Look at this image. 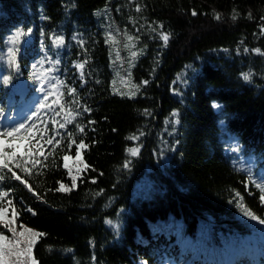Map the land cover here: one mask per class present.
Returning a JSON list of instances; mask_svg holds the SVG:
<instances>
[{
    "label": "trees",
    "instance_id": "trees-1",
    "mask_svg": "<svg viewBox=\"0 0 264 264\" xmlns=\"http://www.w3.org/2000/svg\"><path fill=\"white\" fill-rule=\"evenodd\" d=\"M106 5L146 51L135 98L111 91L94 14ZM20 28L30 35L8 44ZM8 47L19 49L18 69ZM262 53L264 0H0V130L35 125L30 140H5L6 152L19 146L9 167L21 179L0 173V203L46 233L39 264H264V201L248 179L264 184ZM65 155L81 165L75 186ZM22 158L40 162L24 165L28 174L15 166ZM142 181L151 187L136 196Z\"/></svg>",
    "mask_w": 264,
    "mask_h": 264
},
{
    "label": "snow or ice",
    "instance_id": "snow-or-ice-1",
    "mask_svg": "<svg viewBox=\"0 0 264 264\" xmlns=\"http://www.w3.org/2000/svg\"><path fill=\"white\" fill-rule=\"evenodd\" d=\"M137 11H139V8L137 9ZM193 15H196L195 12L192 13ZM217 19H219V16L217 15L216 17ZM233 18L235 19V15L233 16ZM31 33V29L29 28L27 30V32H25V30L23 28L18 29L13 35H10L7 37V42L10 45H17L20 42L21 37L26 36V35H30ZM161 38L163 39V41L165 42V44L167 43V41L169 40V35L168 34H162ZM132 37H129V40H131ZM63 37H57L54 41V43L56 45H61L63 44ZM19 49L15 48V47H8L7 49V56H8V65L11 66H15L17 69L19 68V64L16 62V55L18 53ZM259 51V50H257ZM264 54V53H262ZM136 53H133V56H135ZM56 63H59V61L57 60ZM33 67H35V65H33ZM77 67L81 70H83L84 68V64L81 63L79 65H77ZM81 74L83 75V72H81ZM130 75V74H129ZM244 79H249V76L247 74L244 75ZM10 80L9 76H5L3 78V82L5 84H7ZM115 83V82H114ZM144 83L146 84L147 81H144ZM133 87L135 88H139V85H134ZM40 90L43 91L44 87L43 84H41L40 86ZM75 92L74 89H70L69 90V94H73ZM135 93H130V95H134ZM62 95V93H61ZM47 97H45L46 99ZM41 108L44 107L43 104H41L40 106ZM64 105H61V108H63ZM214 107H219V105H214ZM88 109H85V111H87ZM69 111H71L69 109ZM3 110L0 109V113H2ZM34 116H38L39 113L35 112L33 113ZM174 116H178V113H173ZM54 123H56L55 121H53ZM176 123H179V120H176ZM61 128L64 127V124L61 123L59 125ZM35 125L31 124V125H26L24 123H20L14 126H9L3 130H0V173L3 172L4 169H7L8 172H12V168L9 167V165L11 163H13L15 161V158L17 157V154L19 152V146L18 145H14L9 143L7 145V147L12 148V151L6 152L5 151V140L9 139V138H18V139H28L30 140L32 137H30L28 134L31 132V129L34 128ZM77 127L79 128L80 132L84 131V128L77 125ZM23 130V132H22ZM22 133V134H21ZM17 134H21L19 137H17ZM58 134V133H57ZM69 136H71V133H69ZM43 139V137H41ZM130 139H134L135 137H129ZM53 139L54 137H49L46 140V143L48 144H52L53 143ZM57 145L59 144V141L56 142ZM78 149H83L86 147V145L81 141L78 144ZM54 150V149H53ZM233 151L238 150V148H233ZM129 152L132 155H137L138 154V149H129ZM25 156L31 158L34 155V149L33 147H29L27 153L24 154ZM38 155L43 156L44 152L42 150V146H40V150L38 152ZM64 160V167L68 168V164L67 161L70 159L69 156L65 155L63 158ZM77 159H79V153H77ZM32 163L34 166L39 163L40 161H38L37 159H30V160H26V159H21V162H17L15 164V166L17 168H20L21 171H24L28 174H31V170L28 169L27 167H24V165H26L27 163ZM125 167L128 166V163H126L124 165ZM84 167H87V165H85ZM69 174H71V169H69ZM79 174V169H77V175ZM12 177H14L16 180H20V176H18L15 172H12ZM5 178V176L3 174H0V180H3ZM248 179L250 182L254 183L255 186L260 190L261 192V196L260 199L261 201H264V184L261 183H257L250 171H249V175H248ZM95 181H93L94 183ZM21 183H26L25 181H21ZM76 183V176H72V185L75 186ZM29 187V191H31V187ZM60 191H71L70 188H67L64 184L60 185V188L58 189ZM9 195L8 192H0V202L3 201L4 197H7ZM237 196H239V194L237 193ZM240 206L244 211V214L249 216L251 219L256 220L258 219L252 212H250L247 208H245L243 206L242 203V198L240 201ZM8 207L12 208V215L11 217H9L8 215ZM28 211H32L31 209H28ZM33 215H35V213H32ZM18 218V213L15 210V207L12 205V201L11 200H7L6 205L3 203H0V228H2L3 230H0V264H39V262L35 259L34 257V247L38 241L39 238L43 237L46 235V233H41L38 231H35L33 229L27 228L25 225L20 224V231H17V227H16V219ZM109 223H111V221H109ZM260 223L264 224V220H260ZM5 230L8 233H11V235H6L5 234Z\"/></svg>",
    "mask_w": 264,
    "mask_h": 264
},
{
    "label": "rangeland",
    "instance_id": "rangeland-1",
    "mask_svg": "<svg viewBox=\"0 0 264 264\" xmlns=\"http://www.w3.org/2000/svg\"><path fill=\"white\" fill-rule=\"evenodd\" d=\"M94 14L96 17V23L98 27L101 29L105 41L109 47L110 69L112 72L111 91L113 94L121 97L135 98L138 94L139 88L137 89L133 86L139 84L133 78V70L140 57L145 55L146 52L145 48L144 46L140 45L134 33L128 31L125 28V26H120L118 24L115 17H113L111 14L109 5L99 8L98 10L95 11ZM129 37H132V39L129 40ZM133 53H136V55L133 56ZM130 93H135V94L130 95ZM163 150L164 148H161V152ZM69 157L70 159L67 161L68 168L66 169L68 170V172L69 169H71V174H69L71 179L72 176H76L77 178V169H79L80 172L81 165L78 162H75L73 158H71V156ZM249 164L251 170H253L254 164H252L251 162ZM263 172L264 171H260L259 173L256 174L257 177H259L261 180H264ZM150 187H151L150 182L142 181L138 183L136 186L135 195L145 196L148 193ZM8 215L9 217H11L12 215V209L9 207H8ZM20 224L23 223L18 221V219H16L17 231H20V227H19ZM25 226L27 228L38 231L27 225ZM0 230L3 229L0 228ZM5 234L9 236L11 235V233H8L6 230H5ZM183 263L188 264L186 260H184Z\"/></svg>",
    "mask_w": 264,
    "mask_h": 264
}]
</instances>
